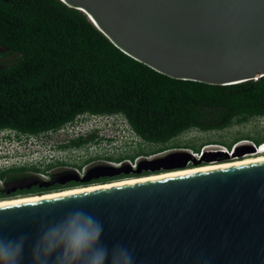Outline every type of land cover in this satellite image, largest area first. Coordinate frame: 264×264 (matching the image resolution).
I'll return each instance as SVG.
<instances>
[{
	"label": "water",
	"instance_id": "1",
	"mask_svg": "<svg viewBox=\"0 0 264 264\" xmlns=\"http://www.w3.org/2000/svg\"><path fill=\"white\" fill-rule=\"evenodd\" d=\"M61 1L122 52L171 78L232 85L264 76V0ZM251 149L141 164L174 172L258 154ZM76 208L103 223L105 243L129 246L137 264H264V162L2 207L0 229L34 237L42 221Z\"/></svg>",
	"mask_w": 264,
	"mask_h": 264
},
{
	"label": "trees",
	"instance_id": "2",
	"mask_svg": "<svg viewBox=\"0 0 264 264\" xmlns=\"http://www.w3.org/2000/svg\"><path fill=\"white\" fill-rule=\"evenodd\" d=\"M0 47L17 55L0 67V131L42 138L83 116H123L144 142L166 144L264 119V76L232 85L171 78L122 52L61 0H0ZM95 139L77 136L65 147Z\"/></svg>",
	"mask_w": 264,
	"mask_h": 264
},
{
	"label": "rangeland",
	"instance_id": "3",
	"mask_svg": "<svg viewBox=\"0 0 264 264\" xmlns=\"http://www.w3.org/2000/svg\"><path fill=\"white\" fill-rule=\"evenodd\" d=\"M17 55L7 53L5 48L0 47V67L9 65L15 61ZM94 135L96 139L90 144L81 148H75L66 152H59V146H66L72 138L84 136L88 138ZM264 136V119H252L244 124H235L232 127L215 132L191 131L182 136L172 139L166 144H149L137 137L130 128L127 120L123 116L92 117L83 116L73 125H70L59 132L48 134L46 137L36 138L17 135L11 131L0 132V157L9 158L0 161V165H11L14 161L19 165L37 166L45 169L48 166L59 164L68 167L74 166H104L109 164V159L118 161L120 159H134L140 156L135 162L144 160H154L167 156L188 152L201 156L206 151L221 150L230 152L242 146L252 150L256 140ZM237 139H246L238 143H233ZM234 144L229 149V144ZM168 148V149H167ZM197 148H200L197 153ZM164 150V151H161ZM161 151V152H159ZM158 152L157 155L153 154ZM255 153H246L241 158L229 161L240 160L252 157ZM123 161L122 164L129 162ZM227 161V162H229ZM226 162V161H224ZM222 162H211L216 164ZM69 169L58 167L51 171L52 176L65 174Z\"/></svg>",
	"mask_w": 264,
	"mask_h": 264
},
{
	"label": "clouds",
	"instance_id": "4",
	"mask_svg": "<svg viewBox=\"0 0 264 264\" xmlns=\"http://www.w3.org/2000/svg\"><path fill=\"white\" fill-rule=\"evenodd\" d=\"M103 237L101 221L83 209H72L42 221L34 237L0 229V264H25L26 254L30 264H137L129 246L109 245Z\"/></svg>",
	"mask_w": 264,
	"mask_h": 264
},
{
	"label": "flooded vegetation",
	"instance_id": "5",
	"mask_svg": "<svg viewBox=\"0 0 264 264\" xmlns=\"http://www.w3.org/2000/svg\"><path fill=\"white\" fill-rule=\"evenodd\" d=\"M73 149H75V147H58L59 152H66ZM139 157L140 156H137L134 159H120L118 161H112L109 159V164H105L104 166L99 165L98 167H86L88 163L85 166L74 167H68L61 164L57 166L56 164L51 167L48 166L45 169H36L33 168V166L19 164L0 165V201L26 198L30 196H42L79 187L106 185L126 179L143 178L167 173L165 170H161L160 172L146 170L141 164L143 159L135 164L132 163L130 166L131 162L129 160L135 162ZM8 158V156L0 157V161H4ZM125 160L129 162L122 164ZM205 165H207V163L203 162L202 166ZM191 166L195 167L192 163H189L188 168H191ZM58 167H63L71 171H66L65 174L58 177L52 176L51 171ZM105 167H112L113 169H103ZM128 170H130V173H125ZM140 170L141 173H139ZM109 174H113V176ZM87 179H90V181L85 182L84 180Z\"/></svg>",
	"mask_w": 264,
	"mask_h": 264
},
{
	"label": "bare ground",
	"instance_id": "6",
	"mask_svg": "<svg viewBox=\"0 0 264 264\" xmlns=\"http://www.w3.org/2000/svg\"><path fill=\"white\" fill-rule=\"evenodd\" d=\"M259 162H264V147L259 148L258 154L252 157H247V158L240 159V160H234V161L222 162V163H216V164H208L205 166L188 168L186 170H178L174 172H167V173H162V174L143 177V178L126 179V180H122L118 182H112L106 185L79 187V188H74L70 190H64L62 192L49 193V194H45L42 196H30L26 198L5 200V201H0V205L12 206V205L24 204L23 202L25 201H35L36 202V201H42V200H49V199L69 196V194H72V195L82 194V193L98 191V190H103V189H108V188L127 186V185L160 180V179H165V178L180 177V176H184L188 174L201 173V172H206V171H213V170H219V169H224V168L249 165V164H254V163H259ZM17 202H21V203H17Z\"/></svg>",
	"mask_w": 264,
	"mask_h": 264
},
{
	"label": "snow or ice",
	"instance_id": "7",
	"mask_svg": "<svg viewBox=\"0 0 264 264\" xmlns=\"http://www.w3.org/2000/svg\"><path fill=\"white\" fill-rule=\"evenodd\" d=\"M69 195H72V194H69ZM17 203H21V202H17ZM23 203H35V201H25ZM0 207H7V206L6 205H0Z\"/></svg>",
	"mask_w": 264,
	"mask_h": 264
},
{
	"label": "built area",
	"instance_id": "8",
	"mask_svg": "<svg viewBox=\"0 0 264 264\" xmlns=\"http://www.w3.org/2000/svg\"><path fill=\"white\" fill-rule=\"evenodd\" d=\"M257 147H258V146H257ZM261 147H264V144H262L261 146H259V147H258V150H259V148H261ZM199 157H200V156H199ZM17 161H18V160H17ZM17 161H16V162L14 161L13 164H14V165H15V164H19V162H17ZM11 165H12V164H11Z\"/></svg>",
	"mask_w": 264,
	"mask_h": 264
}]
</instances>
